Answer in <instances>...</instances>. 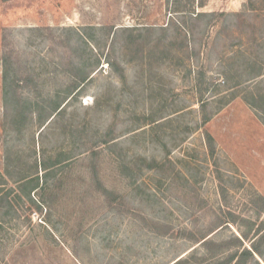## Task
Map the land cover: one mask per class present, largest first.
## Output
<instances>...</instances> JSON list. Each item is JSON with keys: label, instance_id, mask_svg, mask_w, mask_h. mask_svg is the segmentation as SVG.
<instances>
[{"label": "rangeland", "instance_id": "1", "mask_svg": "<svg viewBox=\"0 0 264 264\" xmlns=\"http://www.w3.org/2000/svg\"><path fill=\"white\" fill-rule=\"evenodd\" d=\"M187 1L0 0V264H264V0Z\"/></svg>", "mask_w": 264, "mask_h": 264}, {"label": "trees", "instance_id": "2", "mask_svg": "<svg viewBox=\"0 0 264 264\" xmlns=\"http://www.w3.org/2000/svg\"><path fill=\"white\" fill-rule=\"evenodd\" d=\"M195 2H196V0H189V1H187V3H188V7H189V9L187 8V11H189V13H191L190 15H191V18L192 19H195V20H198V21H202V20H204V18H206L207 17V14H203V13H199V14H197V15H194V16H192L193 14H192V12L194 11V8H195ZM198 4H200L201 6H203L204 5V0H198ZM187 7V6H186ZM187 24H181V28H179V30L182 32V33H184L185 35H187L188 33H189V27L188 26H186ZM154 27V26H153ZM161 27H163L162 28V30H167V29H169V28H166V27H168V26H161ZM128 29L130 28V27H127ZM152 29H155V28H152ZM126 30V29H125ZM183 30H186V31H183ZM87 79L86 78H84L83 80H81V82H75V83H73L72 84V86L69 88V93H68V95L69 96H71V95H76V94H78L79 92H80V90L83 88V86H81L82 84H83V82H85ZM12 87L10 86V84L7 82V80H6V82H5V84H4V90H5V92H12V89H11ZM68 96V97H69ZM65 103V100H64V102H62V101H58L56 104H55V106H53L52 107V112L50 113V115L52 116V115H54V113H60L63 109H64V106H63V104ZM66 104V103H65ZM182 258H180L179 260H177L176 262H174L173 264H176V263H178V262H180V260H181Z\"/></svg>", "mask_w": 264, "mask_h": 264}]
</instances>
